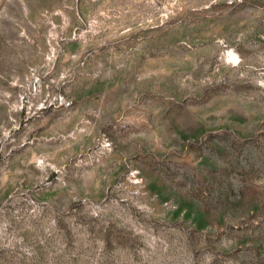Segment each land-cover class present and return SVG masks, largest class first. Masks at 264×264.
Listing matches in <instances>:
<instances>
[{
    "label": "rangeland",
    "instance_id": "374dc122",
    "mask_svg": "<svg viewBox=\"0 0 264 264\" xmlns=\"http://www.w3.org/2000/svg\"><path fill=\"white\" fill-rule=\"evenodd\" d=\"M0 264H264V0H0Z\"/></svg>",
    "mask_w": 264,
    "mask_h": 264
}]
</instances>
